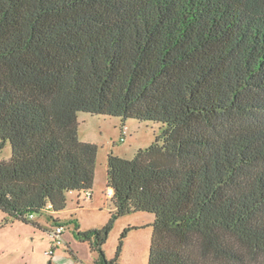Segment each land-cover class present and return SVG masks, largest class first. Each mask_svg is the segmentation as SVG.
<instances>
[{
	"label": "trees",
	"instance_id": "trees-1",
	"mask_svg": "<svg viewBox=\"0 0 264 264\" xmlns=\"http://www.w3.org/2000/svg\"><path fill=\"white\" fill-rule=\"evenodd\" d=\"M78 112L162 125L107 154L109 221L76 228L92 264H118L127 229L102 246L138 211L147 264H264V0H0V228L90 192Z\"/></svg>",
	"mask_w": 264,
	"mask_h": 264
},
{
	"label": "rangeland",
	"instance_id": "rangeland-1",
	"mask_svg": "<svg viewBox=\"0 0 264 264\" xmlns=\"http://www.w3.org/2000/svg\"><path fill=\"white\" fill-rule=\"evenodd\" d=\"M77 121L78 139L97 146L94 180L89 190L91 197H86L85 191L73 190L66 194L63 210L34 216V220L43 224L44 228L53 227V220L58 218L65 226L62 245L50 255L44 251L46 244L47 251L52 248L46 231L42 232L37 226L20 221L1 227L0 264H92L95 254L89 250L87 242L77 237L76 228L80 231L99 229L109 221L113 204L110 197L105 195L107 154L112 152L130 159L139 148L147 147L162 131L159 122L129 118L125 126L121 127L120 117L86 112H78ZM10 155V146L6 143L0 151V160H7ZM3 218L1 214L0 220ZM153 219L152 213L142 211L114 218L102 246L106 258L114 257L119 238L123 230L127 229L122 239L118 264H147Z\"/></svg>",
	"mask_w": 264,
	"mask_h": 264
},
{
	"label": "built area",
	"instance_id": "built-area-1",
	"mask_svg": "<svg viewBox=\"0 0 264 264\" xmlns=\"http://www.w3.org/2000/svg\"><path fill=\"white\" fill-rule=\"evenodd\" d=\"M123 129V128H122ZM86 197H91V192H85ZM107 197L112 196V191L111 189H107L106 194ZM31 217V216H30ZM32 218V217H31ZM64 231V225H54L53 227L50 228V231L48 233L50 241L52 243V248L49 251H46L45 253L47 255H50L54 249H56L58 246L62 245V234Z\"/></svg>",
	"mask_w": 264,
	"mask_h": 264
},
{
	"label": "crops",
	"instance_id": "crops-1",
	"mask_svg": "<svg viewBox=\"0 0 264 264\" xmlns=\"http://www.w3.org/2000/svg\"><path fill=\"white\" fill-rule=\"evenodd\" d=\"M125 124H126V122H125ZM124 124V125H125ZM58 212H60V211H58ZM1 214H3L2 212H0V215ZM4 215V214H3ZM35 219V218H34ZM33 219V220H34ZM59 219V218H58ZM57 219V220H58ZM35 221V223L37 224V226H38V228H40L41 229V231L42 232H44V231H46V235L49 237V235H48V233H49V231H50V228H47V227H43V224H41L40 222H38L37 220H34ZM59 221V220H58ZM15 222V221H14ZM13 223V222H12ZM12 223H10V224H12ZM53 225V224H52ZM49 227H51V226H49ZM64 228H65V226H64ZM36 233H34V232H32V235H35ZM36 236V235H35ZM50 240V239H49ZM47 247H48V245L46 244L45 246H44V251H47L46 249H47Z\"/></svg>",
	"mask_w": 264,
	"mask_h": 264
}]
</instances>
